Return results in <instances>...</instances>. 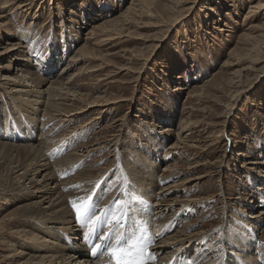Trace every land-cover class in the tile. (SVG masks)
Masks as SVG:
<instances>
[{
	"label": "rangeland",
	"instance_id": "374dc122",
	"mask_svg": "<svg viewBox=\"0 0 264 264\" xmlns=\"http://www.w3.org/2000/svg\"><path fill=\"white\" fill-rule=\"evenodd\" d=\"M131 1L44 0L40 5L34 3L30 5V8H20L21 11L16 9V5L6 9V16L1 22H6L8 25L3 26V29L0 27V51L16 41L21 42L22 45L20 43L21 47L17 50L16 57L23 59V55L30 53L31 59H34L30 61L33 67L38 65L43 68L41 70L44 71V75L55 76L65 65L67 58L77 54L76 48L87 41L89 43L87 45L96 51L95 58L89 62L86 61L83 72L81 71L71 89L76 91L77 97H81L84 102H90L91 99L89 100L88 96L92 98L98 95L104 96L103 100L106 101L101 100L97 105H92L89 107L90 111L79 119L76 118L75 121L69 122V118L64 120L61 115L51 116L53 119L50 122L51 125L43 127L45 133L48 130L51 133L47 135L49 137L44 134L41 136L43 133L40 129L41 121H36L35 117L34 119L25 117V112L19 109L16 105L17 101L1 84L4 74L20 77V72L16 73L17 65L21 64L20 61H16L9 56L10 54L6 55L0 58V125H3L0 126V141L39 144L38 142H48L54 137V141L48 142L47 145V149L50 147V150L46 152L50 162L57 161L70 153L73 155L82 153L83 156L80 157L83 158L73 163L74 165H68L69 168L66 166L63 169V162L57 166L59 170H64L62 172L65 175L62 173V178L74 177L83 169L101 168L102 170L94 174V177L100 176L91 182L92 189H87L88 193L85 194L83 201L88 202L86 198L90 197L91 212L97 211L90 217L91 221L96 218V224H101V228L104 229L107 223L110 225V228H106L108 231H104L106 234L109 233L107 240L100 238L104 233H101V228H95L99 232H91L97 243L105 240V247L110 245V248L117 243V240L122 242V246H127L131 242L132 244L140 242L144 245L154 233V243L149 244L151 248V245L158 241L157 238H160L158 232L161 230L155 232L149 220L141 218L136 213L140 209L149 214L153 213L151 206H155L154 197L152 200L141 197L128 200L132 186H137L135 179H131L133 172L140 168V160H137V157L141 156L143 160L150 163L154 161V158H160L158 162L164 157V160L170 164H176L177 178L172 177L176 181L185 179L187 176L185 170L195 165V168L187 174L196 175L206 172L208 176L196 186L188 185L177 195H197V198L207 197L212 200L166 218L162 224L173 223L170 229L166 228L162 234L167 237L171 230H176L197 219L199 222L195 224L196 227L191 228V231L203 222L209 225L216 219L221 221L224 210L227 211L228 220L236 217L238 221H235V224L244 229L239 239L240 244L244 246L252 244L250 237L252 241L255 240L253 242L256 247H253V250L251 249L253 252H248L245 258L256 264L249 256L255 255L258 261L263 260L261 256H264V250L262 252L261 249H264V219L257 222L254 220L252 224L247 216L254 214L258 209L264 210V193L255 189L259 179L250 181L248 179L250 171L246 173L245 167L255 168L257 178L259 177L257 173L261 174L259 170H264V51L261 50L260 63L253 67L250 60L252 57L255 58L256 53L251 52L245 55V51L241 49L251 47V40L248 42V39L240 34L249 32L250 29L246 28L250 25L256 26L255 35L264 34V8L248 9L257 0H238L237 2L222 0L221 3L212 0H182V2L155 0L149 9L151 15L135 16L130 24L120 30L122 36L114 38L108 44L96 45L95 41L101 39L104 34H101L98 29L91 37L94 22L100 24L104 20L121 15L127 7L133 6ZM205 6L212 7V10L206 9ZM116 25L119 27L120 24ZM217 27H222L224 30L219 32ZM260 43L258 41V44ZM256 48L257 46L254 50ZM19 67L29 69L25 64ZM39 67L37 70H40ZM77 67L79 65L72 71H76ZM175 75L179 76L178 79L174 78ZM22 77L25 78L24 75ZM64 77L66 75H62L61 78ZM178 86H185L188 89L177 90ZM87 94L88 96H85ZM101 102L104 104H99ZM59 103L62 109L71 108L68 106L69 102L61 100ZM170 115L172 118L168 119ZM34 116L39 120L43 117L42 113ZM95 116H98L96 124L86 130L84 123ZM116 118L121 119L117 122L121 126L100 130ZM168 125L172 128L168 137L157 135V132L162 131L160 127ZM16 126L20 128L17 130L24 129L23 133L26 136L22 134L21 138L13 137L11 134ZM73 128L76 129L73 130ZM7 130H10L9 133ZM114 133L115 140L108 143L107 141L113 137ZM176 140L183 146L178 157L166 153L168 145ZM94 143L104 144V147L99 146L98 151L94 150L86 157L89 148L93 149L97 146ZM156 143L160 152L154 153L152 158L147 151L153 153ZM250 161H259L260 164L255 166L248 163ZM6 162L4 163L6 166L4 164L0 166V193L2 188L7 187L5 179L9 174L10 164ZM210 163L215 165H209ZM159 164L158 174L163 175L165 173L164 166H161L163 163ZM121 171L126 173V188L121 178ZM85 172L89 174L87 170ZM40 177L38 175L36 179ZM73 187H77V184ZM220 189L225 192L226 195L223 197L226 199L218 196ZM237 195L241 196L242 201L235 198L227 199ZM1 201L0 199V205ZM15 204L8 205L5 210L0 206L2 210L0 218ZM71 211L73 224L78 227L81 220L77 219L73 205ZM117 216L120 217L118 225L114 223ZM156 216L150 217L151 220H154ZM97 217L100 218L98 221ZM87 224L91 225L86 221ZM29 226L32 228L33 223H27L26 226L19 224L15 228L6 225L7 231L2 239L6 237V241L8 240L11 244L16 239L15 246L26 249L22 246L20 242L22 237L17 231ZM111 230H117V236H114ZM245 234H247L248 243L245 240ZM212 236L201 244H195L188 251L181 252L178 256L180 262L193 264L204 261L206 264V261L216 259V257L211 258L219 253V250L214 251V248L220 249L224 246L220 242L217 246L218 237H215L212 242ZM79 238V242L85 244V240ZM57 239L64 245H69L73 241V238L68 235H60ZM210 242L212 243L209 244ZM6 248L0 243V264L12 262L6 259L11 254ZM231 250L238 253L236 250ZM104 255H108V250ZM108 257L111 258L109 255ZM109 263L112 264V261ZM175 263L177 264V260Z\"/></svg>",
	"mask_w": 264,
	"mask_h": 264
},
{
	"label": "bare ground",
	"instance_id": "6f19581e",
	"mask_svg": "<svg viewBox=\"0 0 264 264\" xmlns=\"http://www.w3.org/2000/svg\"><path fill=\"white\" fill-rule=\"evenodd\" d=\"M43 1L44 0H0V27L1 29H3L2 28L3 26L8 25L6 22H1L2 18L6 16L5 12H7L6 9L8 7L16 5V9L19 10L20 8H25V7L30 8L31 7L30 5L34 3H36L37 5H40ZM154 1L155 0H132L131 5L133 6L127 7L126 11H124L121 15L116 16L111 19L104 20L100 24H95L94 22V24L92 25L91 37L96 33L98 29L99 31H101V34L102 33L104 34L101 39H99L98 41H95L96 45L108 44L114 38H118L122 36L120 30L124 26L130 24L131 20L135 18V16L143 17L145 15L148 16L150 14L149 9ZM178 1L182 2V0H178ZM212 1L221 3L222 0H212ZM237 1L238 0H236V2ZM134 6H138V8H134ZM205 8L212 10L211 9L212 7L205 6ZM262 8H264V0H257V2L249 6L248 9L261 10ZM154 23L156 25L158 24L157 22H154ZM116 24H120L119 27ZM223 24L226 25V23H223ZM246 29H250V31L247 33H242L240 35H243L244 38L248 39V42H250L251 40L252 44H250L251 47H247V48L245 47L241 49L245 51V55H248L251 52L252 53L254 52V54L256 53L255 58L252 57L250 60L251 64L254 65L252 66L255 67L256 64L260 63V57L262 53L261 50L264 51L263 49L264 48V34L262 33L259 35L257 34L255 35L254 34L255 29H256L255 25H250L249 28H246ZM217 30L219 32L220 31L222 32L224 28L217 27ZM258 41H260L261 43L258 44ZM20 43L21 42L18 43L16 41L15 43H13V45L7 46V48L1 50L0 58H3L6 55L10 54L9 56L14 58L16 61L19 60L21 64L17 65L16 73L20 72L21 78L18 77V75L11 76V75L4 74V78H2L3 81L1 82V84L4 87V89H6L9 92V94L13 96V99L17 101L16 105L19 107V109L21 108L23 112H25V114L23 113L25 117L27 116L28 119L29 117L32 119H34L35 117L36 121H41V125H42V128H40L41 131L43 130V127L45 125H48V126L51 125L50 122L51 120H53L51 116L61 115L64 117V120L69 118V122L75 121L77 120L76 118L79 119L82 115L90 111L89 107H91L92 105L93 106L97 105L98 102L103 100L104 96L98 95V96H93L91 98L87 94L85 96H88L89 100L90 99L91 100L90 102H84L81 97H77L76 91L71 89L74 87L75 80L79 77V75L81 74V71L83 72V69H84L83 65L86 63V61L89 62L90 60H93L95 58L96 51L95 49L90 48L87 45L89 44L87 41L84 42V44H80L76 48L77 54L67 58L65 65L62 66V68L58 71L57 75L55 76L54 75L53 76L44 75V71L41 70L43 68L39 67L38 65L37 67L34 66L35 67L34 69V67L32 66V63L30 62L34 59H31L32 56L30 55V53L26 52L27 54L23 55L24 56L23 59L19 57L17 58L16 57L17 50L22 45V43L21 45ZM256 46L257 48L256 50H254ZM258 46H260V48H258ZM24 64L29 69H26L25 67H19ZM78 65L79 67H77V70L72 71L74 70V67ZM38 67L40 68V70H37ZM22 75H24L25 78H23ZM62 75H66V77L61 78ZM178 77L179 76L175 75L174 78L178 79ZM178 89L186 90L188 89V87L186 88L185 86H178L177 90ZM61 100L65 102H69L68 106H70L71 108L62 109L59 103ZM103 101L105 102L106 100H103ZM104 102H101L99 104H104ZM40 106H42V109H40ZM38 113H42L43 115L42 119L40 118V120L36 116H34L35 114H38ZM9 117H6V118L10 119ZM171 118H172L171 115L168 116V119H171ZM21 119L22 118H20V120ZM96 119H98V116H95L94 118H92V120H89L84 123V127H86V130H88V128L93 127L96 124L97 122ZM119 120L121 119L116 118L112 120L111 122H109V124L101 128L100 130H103L109 127L112 129V128L121 126V124L119 125V123H117ZM0 126L2 127L3 125H0ZM14 128H13L14 131L12 130L13 132L11 135H13V137L15 138H21L24 135L23 133L24 129H22L23 131H21V130H17V129H20L19 127L17 128V126L15 129ZM76 128H73V130ZM160 129L162 131H159V133L157 132V135H159L160 137H163V136L168 137L167 135L170 134V132L172 131V128L169 127V125L160 127ZM8 131L10 130H7V132ZM26 132H30V131H26ZM42 132L43 133H41V136L42 134L47 136L51 133L49 130L46 131V133H45V130H43ZM41 136L39 137L41 138ZM178 136L181 139V136L179 135V133H178ZM115 138H116V135L114 133L113 137H111L109 141L107 142L112 143L115 140ZM1 139H3V137ZM50 139L48 142L54 141L55 138L53 137ZM151 140L155 141L154 138H151ZM48 142L47 141L44 143L38 142L39 144H34L32 142L31 144L30 143L29 144H20V143L15 144V143L4 142L3 140L0 141V166H2L6 161H8L6 163L10 164V169L8 171L9 174L7 178L5 179L7 182V187L2 188L1 189L2 191L0 193V199L2 200L1 201L2 204L0 206L2 209L4 208L5 210V208H7L8 205H14L16 203L12 209H10L6 214L3 215V217L0 218V228H1L0 243H2V245L5 246V248L7 247L6 249L9 250L11 253L9 256H7L6 259L12 260V262L10 261L11 264H110L109 262L112 261L110 260L111 258H109L108 255H104V253H107V250L110 248V245L105 247L106 246L105 240H107L108 234H109V233L106 234L105 232L108 231L106 228H110V225H108L107 223V226H105V229L101 228L102 225L101 224H100L101 226L97 225L95 222L96 218H94L95 228H101L102 229V230L100 229L101 233L105 231L103 235L100 236V238L105 236V240L99 241V243H97L91 234L92 231H90L91 229L90 224L86 225V221H82V220L78 223V227H76V225L73 224V220H72L73 215L71 211V207L73 204L70 203V201L77 202V206H79V202L83 201V198H85L86 196L85 194L88 193L87 189L88 190L92 189L91 182L94 180H97L100 176V175L99 176L96 175L97 177H94V174L102 169L101 168L89 169V170L83 169L74 177L69 178V176L68 177L66 176L67 178H62L61 177V174L63 173L62 170L65 169L66 166L68 167V165H71L81 160L83 157H80V156H83V155L82 153L79 155H73L72 153H70L66 156L61 157V159H58L57 161L50 162L49 157L46 153L47 151L50 150L49 149L50 147H48L47 149ZM98 143H94V145L97 144V146L93 147V149L89 148L88 152H86L87 154L86 157H88L90 153H93L94 150H97L100 147L101 148L104 147V144L99 145ZM181 144L182 143L178 142L177 140L174 142H171L168 145V149L166 153L171 154L172 156L179 155L180 149L183 148ZM155 146L156 147L153 153L149 150L147 151L149 153V156H151L152 158H154V153L157 154L158 152H160L157 149L158 143H156ZM81 147H84V146H81ZM161 147L159 149H161ZM162 155H165V154L162 153ZM158 159L160 158H154V161L151 160L153 162L150 163L146 160H143L141 156L137 157V160H140L139 162L140 168H138V170L135 173L133 172V175H131L133 176L131 179H135V184L137 186H134V187L132 186L131 191L129 192V195H128V200H131L137 197L152 200L154 197L155 206H151V210L153 211V213L149 214L141 209L137 210L138 212L136 211V213H138L141 218H145L149 220L150 225L154 226L155 232H157L158 230L159 231L161 230L160 232H158L160 238L159 239L157 238L158 241L155 242L154 245H151V248L149 244L154 243L153 242L154 233H152V236L148 238L147 243L144 245L143 244L141 245L140 242L133 243L137 247H142L144 249L145 259H146L147 264H173V263L176 264L175 263L176 260H177V264H182L180 260L178 259V256H180L179 254L181 252L188 251L195 244L203 243L204 240H206L212 235H213L212 242H214L215 237H218L217 246H219V242H220V243H223L224 247H220V249L214 248V251L219 250L218 251L219 253L218 254L215 253L217 256L214 254L215 256L211 257V258L216 257V259L213 258L212 260L210 258L211 260L209 262L206 261V264H229V262H232L230 264H253L252 261L247 260V258H245V255H248L247 254L248 252H253L252 248L256 247V245H254L255 240H253L254 241L253 242L250 237L252 244L250 245L248 244L247 246L240 244L239 239L241 238L242 233H244V229L242 226L235 224V221H238L236 217L233 218L234 217L233 216L231 217L233 218L232 220H228V216L226 214L227 211L225 212L224 210L222 213L223 220L221 221H218V219H216L214 220V223H210L209 225L203 222V224L199 225L194 231H191V228L193 226L196 227L195 224H198L199 221L197 219L194 221H190L189 223H187L186 225H183L180 228H176V230L174 229L173 231L171 230L168 233L167 237H165V234H162L163 230H165L168 227L170 229V226L173 223V222H169L167 224H162V222H165L164 220L166 218L170 217L171 215H174V213L175 214L180 213V211L181 212L188 211L192 207L194 208V206H196L197 204L205 203L208 200H212V198L211 199L207 197L197 198V195L188 196L186 194L178 196L177 193L182 191V189H186L188 185H192V184H194V186L198 185L203 179H205L208 176V173L202 172L196 175L187 174L192 169L195 168V165H194V166L188 167L187 168L188 170H185L186 175H187L185 179L176 181V179L174 178L172 179V177L174 176H176L175 178H177L178 172L175 171L177 169L176 164L174 163L170 164L168 161L164 160L165 159L164 157L161 158V161L159 160L160 162L159 161L157 162ZM61 162L64 163L63 169L59 170L57 166H59ZM159 163H163L161 165V166H164L163 168H164L165 173L163 175L158 174V172L160 171ZM248 163H251L255 166L260 164L259 161H250ZM209 165H215V163H210ZM249 168L245 167V170H247L246 173L250 171L249 172L250 174H248V179L250 181L259 179V181L257 182L258 186L255 189L257 191H261L262 193H264V170L263 171L259 170L261 174L257 173V175L259 176L257 178L256 171H255L256 169L255 168L249 169ZM86 170L87 172H89V174L85 172ZM38 175L41 177L39 179H36V176ZM121 178L124 180L123 184H124V187L126 188L125 186L126 173L125 172H122ZM75 184H77V187L74 188L73 186ZM86 184L87 185L89 184V185L86 186ZM143 187H145L144 190H142ZM145 189L147 190L145 191ZM219 191L220 192L218 193V196L222 197L223 199H226L225 197H223L226 195L223 189H220ZM254 195L252 196L254 197ZM234 198L240 199V201H242L241 196H238V195L232 196L227 199H234ZM138 205L139 204H137V206ZM224 205L226 209L227 202L224 203ZM1 211L2 210H0V212ZM92 212L93 214H91ZM92 212L89 213L90 217L93 216L97 211H92ZM155 215L157 216L154 218V220H151L150 217L155 216ZM225 215L226 217H224ZM247 217L250 219L249 222H252V224L254 220H256V222L263 220L264 210L258 209L257 212H255L254 214L248 215ZM215 222L217 223L215 224ZM244 222L247 223L245 220ZM244 222L242 223L244 224ZM27 223H33L32 228L30 226L29 228L22 227L21 229L17 231V233L21 235L22 237V240H20V242L21 244H23L22 246H25L26 249L19 247V246H15L16 239L13 240L14 242L11 241L13 242L12 244L8 243L9 242L8 240L6 241V237L4 240L2 239L4 238L3 236L6 234V231H7L5 228L6 225H11L12 227L15 228L16 225L24 224L26 226ZM77 228H79L78 231H77ZM94 231L99 232L97 229H95ZM111 232L114 234V236H117V233H118L117 230H114V231L111 230ZM253 233L252 235H254ZM78 234H80V236H78ZM60 235L61 236L62 235L71 236L73 238V241H71L69 245H64L61 243L62 241L59 242L57 239ZM160 235H164V236L161 237ZM246 235L247 234H245V240L248 243L249 241ZM86 236H87V239H86ZM79 237L85 240V244L79 242V239H80ZM155 238L156 237H154V239ZM20 242L18 243L20 244ZM212 242H210L209 244H211ZM97 245H103V247L98 248L97 253L94 255L92 249L96 247ZM120 245L122 246V242H120ZM231 249L238 251V253L232 252ZM211 250H213V248ZM261 250L263 252L264 249H261ZM249 257L252 258L256 264H259L258 262H261L262 264H264L263 263L264 256H261L263 259L262 260L263 262L258 261L255 255H251ZM212 261L213 263H211ZM204 263H205L204 261L203 262L199 261V262H194L193 264H204Z\"/></svg>",
	"mask_w": 264,
	"mask_h": 264
},
{
	"label": "snow or ice",
	"instance_id": "6c2138e0",
	"mask_svg": "<svg viewBox=\"0 0 264 264\" xmlns=\"http://www.w3.org/2000/svg\"><path fill=\"white\" fill-rule=\"evenodd\" d=\"M90 197L86 198L88 202L81 201L79 202V206H77V202L70 201L73 204V208L76 212L77 219L82 221H88L91 223L90 231L95 230V222L91 221L89 213L91 212V204ZM117 203H120L117 201ZM100 218L97 217V221ZM115 224L120 223V217L117 216ZM87 239V236H86ZM101 239H105V237H101ZM103 247V245H97L92 249L93 254L97 253V249ZM108 255L112 259V264H147L145 259V252L142 247H137L135 244L129 243L127 246H121L120 241L117 240V243L108 249Z\"/></svg>",
	"mask_w": 264,
	"mask_h": 264
}]
</instances>
